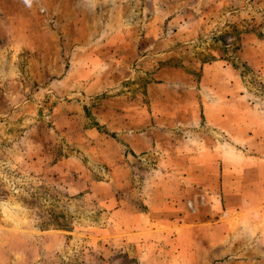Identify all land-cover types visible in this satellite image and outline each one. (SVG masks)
Here are the masks:
<instances>
[{
	"label": "rangeland",
	"instance_id": "obj_1",
	"mask_svg": "<svg viewBox=\"0 0 264 264\" xmlns=\"http://www.w3.org/2000/svg\"><path fill=\"white\" fill-rule=\"evenodd\" d=\"M164 9L176 7L171 0H0V264H264V197L256 195L264 182L258 191L249 181L260 151L225 136L217 158V140L224 141L202 115L195 129L186 112L160 134L153 123L131 124L141 119L139 107L145 120L152 115L149 84L160 86L152 93L166 98V110L187 101L149 76L170 61H140L158 60L176 44L178 23L163 19ZM240 16L264 41V0H247ZM227 25L224 33L203 23L208 36L178 54L189 51L193 62L233 55L235 23ZM116 27L129 33L133 51L108 52ZM252 79L260 95L252 102L264 103V82ZM131 134L155 146L134 153L125 141Z\"/></svg>",
	"mask_w": 264,
	"mask_h": 264
},
{
	"label": "crops",
	"instance_id": "obj_2",
	"mask_svg": "<svg viewBox=\"0 0 264 264\" xmlns=\"http://www.w3.org/2000/svg\"><path fill=\"white\" fill-rule=\"evenodd\" d=\"M107 1L115 6L127 4V0H106V2ZM246 1L247 0H171V5H174L176 10L171 11L170 9L167 12L168 9H164L159 12L162 13L163 19L170 18V22L175 21L178 23V29H176V31L172 30L176 44L175 46H171L170 44V48L164 53L166 55H163L162 58L158 60L151 58L150 55H148L150 56V58H148L146 55L141 57L140 61L150 63V65H147L148 67H154L157 61H170L169 65L159 68L158 71L149 76L153 77L156 81H162V87H169L170 85L176 86V88L180 89L179 94L181 92V96L184 93L187 95V101L184 99L177 100L176 109L174 111L170 109L166 110V98L154 96L152 93L154 85L157 84H149L147 86V92L153 107L152 115H147L148 120H145L144 109L139 107L138 113H140L141 119L131 124L133 126L142 125V128H145L147 125L153 123L155 125L153 130L160 134L161 125H167L173 121L185 120L186 115L184 113L186 112L187 114L189 113L187 115V123L195 129V124L202 115L208 129L221 136L224 141L219 142V139L217 140V158L220 156L219 150L223 152L225 148V136H228V141L234 147L246 148L247 146L251 149L254 148L260 151L254 153V156H256L254 157V163L257 167L254 169V172H250L249 179L251 183H254L255 189L258 190L260 189L259 185L264 182V143L262 142V139H264V130H262L264 126V103L257 104L252 102L253 97L260 99V95L258 96L253 93V84L251 82L253 80L252 77L257 79L260 78L261 81L264 82V41H262L257 32L251 28L252 26L249 22L245 20L240 23V17L245 15L241 12L242 15L240 16V11L243 9V4ZM92 3L97 4V0L94 2L92 0ZM153 5L155 6V3ZM184 7L190 10L182 13L179 9ZM242 17L246 18V15ZM115 18L119 19L120 17L118 14H115ZM156 18L159 17L156 15L155 19ZM192 22H195V24ZM205 22L208 24L213 23L217 27H221V31L224 33L228 28L227 24L231 22L235 23L231 28L233 39L231 45L233 44V47L236 48L235 53L233 55L228 54L226 57H220L214 53L210 56L209 61L198 60V62H193L194 59L190 57L191 53L188 51L187 53L189 55L184 56L182 59L180 53L178 54L179 50H183V47L179 48L180 46L190 43L188 46H184V48H189V46L193 44L191 42L194 41V38H197L198 35L202 38L208 36L207 33H205L207 30L204 32L201 31V26ZM183 24L185 27L182 29L181 26H183ZM198 24H200L199 27H197ZM217 27H214L213 30ZM128 36L129 33L126 29L124 30L121 27L114 28L108 35V40L111 43L108 52L115 54L128 49L133 51L131 47L132 43L127 41ZM177 42H179V44H177ZM122 49L123 51H120ZM185 50L186 49H184V51ZM174 55L183 60L182 65H177L179 60L174 59ZM113 61H117V58H113ZM113 61L112 66L115 65ZM174 62L177 63L172 64ZM237 63L240 64V67ZM184 64L190 67L192 66L191 69H197L200 72L199 78L195 79L191 73L189 74L186 71L182 72V68L186 69V67L183 66ZM244 67L249 70L246 74L241 72V69ZM142 72H146V68L142 69L139 74H142ZM133 74H135L134 71ZM175 74H180L182 79H174ZM132 75L129 73L127 76L121 78L118 74L116 78L114 76V84L118 83L120 78L122 79L120 80L123 81L131 78ZM157 86L160 88L159 85ZM120 115L124 116L123 112H121ZM170 117L173 118L170 119ZM257 131V134H253L252 136L249 135V132ZM245 134L249 137L246 138ZM128 136L129 138L126 137L125 141L129 144L134 153H139L142 152L143 149L155 146L152 142L143 147L140 143L143 139V135L131 134ZM241 136L245 140H243ZM145 139L146 143H148V138L145 137ZM208 157L213 158V160L209 162L212 164L216 156H210L209 154ZM184 159L190 161L189 157H184ZM184 163H186V160ZM181 176L182 177L177 179L179 185L182 187L188 186L190 181L188 176L184 177L183 174ZM257 194L260 195L259 197H264V191L261 193L257 192L256 195Z\"/></svg>",
	"mask_w": 264,
	"mask_h": 264
}]
</instances>
